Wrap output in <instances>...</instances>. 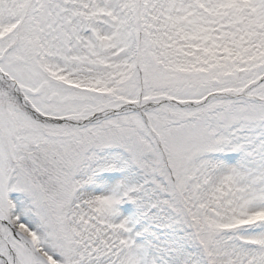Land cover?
I'll list each match as a JSON object with an SVG mask.
<instances>
[{
    "label": "rangeland",
    "instance_id": "rangeland-1",
    "mask_svg": "<svg viewBox=\"0 0 264 264\" xmlns=\"http://www.w3.org/2000/svg\"><path fill=\"white\" fill-rule=\"evenodd\" d=\"M12 1L3 3L0 25L15 18ZM15 1L21 2L23 25L10 39L0 40V70L8 73L17 91L41 116L69 121L48 124L32 119L16 101L15 88L8 82L0 85V233L11 234L9 220L16 215L18 225L41 228L40 251L50 252L56 262L132 264L124 259L130 250V244L123 242L129 236L127 223L116 217L112 223L107 212L117 206L102 202L112 193L118 195V189L123 197L118 196L117 202H128L137 211L128 217L138 216L140 236L146 241L142 244L161 249L152 253L155 264H264V230L252 248L239 237L256 224L240 227L234 221L235 216L264 207V81L249 90L248 95L257 98L252 101L226 97L194 107L151 108L148 126L168 147L165 163L170 170L158 149L150 151L155 155L152 160L147 154L139 157L140 147L148 149L153 141L142 116L74 124L125 100L196 102L214 91L237 93L248 80L264 73V0L243 6L233 0ZM113 31L122 37L121 43L100 50V38ZM47 69L60 80L52 79ZM187 131L189 135L182 134ZM120 144L129 150L139 172L151 174L144 197L128 194L127 190L139 188L131 171L122 168L125 159L121 161L116 150ZM46 149L65 151L66 165L58 166L44 154L45 161L41 157L35 169L21 168L23 151L37 157L39 150L49 153ZM236 150L241 154L229 174L234 179L225 181L220 157ZM199 151L207 157L192 160ZM116 168L124 174L113 180L101 175ZM193 171L195 179L188 182L186 176ZM80 182L85 189L78 193L81 204L67 208L70 187ZM33 189L36 194L40 191L44 206L26 204L14 214L10 191L36 199ZM154 199L167 201L169 215L158 214L164 211L162 203L151 209ZM42 207L49 209L42 212ZM98 207L102 213L95 215ZM73 211L77 215L81 211L80 216ZM75 218L81 224H74ZM178 221L184 222L186 232ZM72 228L80 238L60 247L63 233L70 235ZM91 242L96 251L90 248L84 254Z\"/></svg>",
    "mask_w": 264,
    "mask_h": 264
},
{
    "label": "bare ground",
    "instance_id": "bare-ground-1",
    "mask_svg": "<svg viewBox=\"0 0 264 264\" xmlns=\"http://www.w3.org/2000/svg\"><path fill=\"white\" fill-rule=\"evenodd\" d=\"M221 169H222L221 172H223L222 177H226L225 175H229L230 173L233 172L232 166L228 163H224ZM13 208H14L13 212L16 214V208H18V203L17 204L15 203L13 205Z\"/></svg>",
    "mask_w": 264,
    "mask_h": 264
}]
</instances>
